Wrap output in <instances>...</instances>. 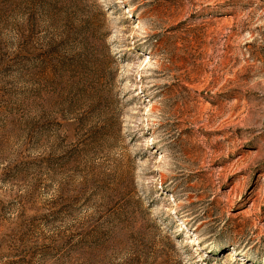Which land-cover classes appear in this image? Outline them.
<instances>
[{
  "label": "rangeland",
  "instance_id": "obj_1",
  "mask_svg": "<svg viewBox=\"0 0 264 264\" xmlns=\"http://www.w3.org/2000/svg\"><path fill=\"white\" fill-rule=\"evenodd\" d=\"M0 264H264V0H0Z\"/></svg>",
  "mask_w": 264,
  "mask_h": 264
}]
</instances>
